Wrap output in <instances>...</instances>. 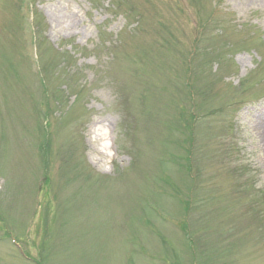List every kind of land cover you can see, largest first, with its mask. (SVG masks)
Segmentation results:
<instances>
[{"label": "rangeland", "instance_id": "rangeland-1", "mask_svg": "<svg viewBox=\"0 0 264 264\" xmlns=\"http://www.w3.org/2000/svg\"><path fill=\"white\" fill-rule=\"evenodd\" d=\"M29 1L0 0V264H264V0Z\"/></svg>", "mask_w": 264, "mask_h": 264}, {"label": "bare ground", "instance_id": "bare-ground-1", "mask_svg": "<svg viewBox=\"0 0 264 264\" xmlns=\"http://www.w3.org/2000/svg\"><path fill=\"white\" fill-rule=\"evenodd\" d=\"M253 124L257 133V142L264 150V119L260 117L259 120H255ZM89 132L94 143L98 142L99 140L101 141V139H107L109 137V130L104 126L103 121L92 123ZM101 148L103 149L104 147L101 146ZM101 148L100 152L103 153Z\"/></svg>", "mask_w": 264, "mask_h": 264}, {"label": "trees", "instance_id": "trees-1", "mask_svg": "<svg viewBox=\"0 0 264 264\" xmlns=\"http://www.w3.org/2000/svg\"><path fill=\"white\" fill-rule=\"evenodd\" d=\"M46 146V145H45Z\"/></svg>", "mask_w": 264, "mask_h": 264}]
</instances>
